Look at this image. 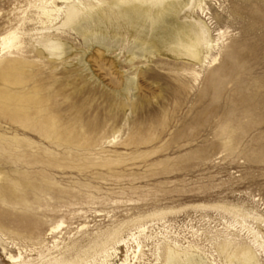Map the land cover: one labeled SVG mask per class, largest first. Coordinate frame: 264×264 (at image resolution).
I'll use <instances>...</instances> for the list:
<instances>
[{"label": "rangeland", "instance_id": "obj_1", "mask_svg": "<svg viewBox=\"0 0 264 264\" xmlns=\"http://www.w3.org/2000/svg\"><path fill=\"white\" fill-rule=\"evenodd\" d=\"M82 1L126 38L39 35L55 29L37 24L35 0H0V42L17 31L24 47L0 46V264H167L168 251L233 264L242 247L264 264V0L183 14L218 44L202 70L158 53L129 63L117 0ZM64 39L72 54L56 58L45 46ZM37 94L42 106L26 104ZM54 122L81 141L46 142Z\"/></svg>", "mask_w": 264, "mask_h": 264}, {"label": "bare ground", "instance_id": "obj_2", "mask_svg": "<svg viewBox=\"0 0 264 264\" xmlns=\"http://www.w3.org/2000/svg\"><path fill=\"white\" fill-rule=\"evenodd\" d=\"M211 0H117L113 6L119 9L123 27L128 31L129 60L131 63L137 56H151L152 54H164L175 61L187 60L196 69L202 70L215 64L217 57L213 55L214 47L218 44H211L208 39V28L205 22L183 17L187 12L199 18L197 12L204 15L209 8L207 5ZM59 2L62 3L59 6ZM77 5L70 0H35L37 24L42 25L41 29L54 30L53 32L41 33L47 35L56 32L62 34L64 28H69L79 36L84 45L90 48L96 43L101 48L109 49L111 39L121 40L123 28L120 22H114L108 12L97 7H87L82 0ZM65 5V6H64ZM83 5V6H81ZM192 17V16H191ZM207 17V13H206ZM60 24V25H59ZM59 25V27H57ZM56 27V28H54ZM111 30L113 37L110 38L108 30ZM38 35V34H37ZM35 36V35H34ZM128 36V37H129ZM60 39H63L62 36ZM122 44V43H121ZM123 45V44H122ZM0 46L3 53L20 52L24 49L23 40L17 31H10L2 37ZM51 55L58 57L71 55L72 48L64 39L62 43L47 45ZM21 53V52H20ZM39 55H47L44 50H36ZM81 59V58H80ZM57 59L51 60L54 63ZM185 62V61H184ZM218 62V61H217ZM83 64V63H82ZM54 66V65H53ZM52 68V67H51ZM70 74V72H64ZM55 77V74L35 73V80L40 76ZM196 80L199 74H193ZM51 78V79H52ZM41 82V81H40ZM135 82L134 77L127 76L123 84L122 93L130 92ZM48 99L52 101L49 91ZM45 103L43 94H37L27 99L26 104L36 107ZM36 113V110H35ZM43 133L42 139L51 145L66 147L72 142H79V130L62 126L59 122ZM36 133V131H35ZM57 228V227H56ZM53 230H55L53 228ZM136 257V256H135ZM21 257L10 256L11 264H22ZM167 264H181V257L173 251H168ZM233 264H260L257 256L249 247H242L232 258ZM186 264H206L200 257L191 256Z\"/></svg>", "mask_w": 264, "mask_h": 264}]
</instances>
